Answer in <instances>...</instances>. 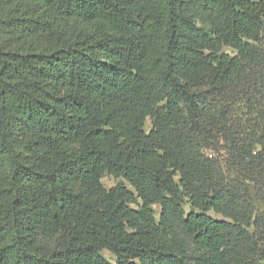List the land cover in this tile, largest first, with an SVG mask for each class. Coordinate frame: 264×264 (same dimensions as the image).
Masks as SVG:
<instances>
[{
    "label": "trees",
    "instance_id": "16d2710c",
    "mask_svg": "<svg viewBox=\"0 0 264 264\" xmlns=\"http://www.w3.org/2000/svg\"><path fill=\"white\" fill-rule=\"evenodd\" d=\"M0 264H264V0H0Z\"/></svg>",
    "mask_w": 264,
    "mask_h": 264
},
{
    "label": "rangeland",
    "instance_id": "374dc122",
    "mask_svg": "<svg viewBox=\"0 0 264 264\" xmlns=\"http://www.w3.org/2000/svg\"><path fill=\"white\" fill-rule=\"evenodd\" d=\"M149 126H150V123L147 122V123H146V129H148ZM102 184L104 185L105 188L108 189V188L112 187V186L115 184V180H114L112 177L104 176V177L102 178ZM155 209L158 210V207L155 206ZM215 217H217V218H221V216H219V215H217V216H215ZM102 254H103L106 258H109L110 261L113 262V256L110 255V253H109L108 251L103 250V251H102Z\"/></svg>",
    "mask_w": 264,
    "mask_h": 264
}]
</instances>
